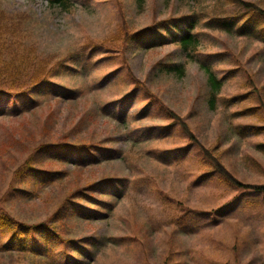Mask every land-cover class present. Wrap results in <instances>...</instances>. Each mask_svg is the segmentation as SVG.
Returning <instances> with one entry per match:
<instances>
[{
  "label": "rangeland",
  "instance_id": "1",
  "mask_svg": "<svg viewBox=\"0 0 264 264\" xmlns=\"http://www.w3.org/2000/svg\"><path fill=\"white\" fill-rule=\"evenodd\" d=\"M244 1L264 7V0ZM235 10L225 0H67L65 7L0 0V25L22 41L20 50L72 67L51 76L67 100L41 97L28 112L0 118L6 211L24 223H47L75 188L112 178L120 180L123 197L105 198L112 210L102 211L103 220L57 218L60 227H71L68 240H98L96 249L84 246L90 254L78 256L80 262L96 254L92 264H264V193L226 182L167 111L182 118L231 176L264 184V128H249L264 127V43L206 26ZM189 19L200 22L192 58L174 43L145 48L149 38ZM154 30L125 42L127 34ZM202 63L226 76L214 110ZM173 66L183 75L168 70ZM60 140L101 143L123 160L84 168L53 189L17 172L27 150ZM42 165L71 175L75 169L47 167V159ZM10 238L0 234V248ZM19 257L0 252V264H43Z\"/></svg>",
  "mask_w": 264,
  "mask_h": 264
},
{
  "label": "trees",
  "instance_id": "2",
  "mask_svg": "<svg viewBox=\"0 0 264 264\" xmlns=\"http://www.w3.org/2000/svg\"><path fill=\"white\" fill-rule=\"evenodd\" d=\"M67 0H50L53 5L65 7ZM226 5L234 6L235 11L223 16L212 18L206 23L207 27L219 30L229 35L251 38L264 43V7L244 0H225ZM198 19H189L186 23L176 24L171 29H163V35L159 38H149L145 42L148 50L164 46L169 43L178 44L187 57L192 58L200 45ZM156 30L144 35L127 34L125 42L134 39H142L155 34ZM21 40L15 36L9 27L0 25V118L17 117L24 111L35 108L41 97H55L67 100V95L56 89L51 76L56 70H72L64 62L53 63L47 59H39L31 52L21 49ZM207 75L210 89V106L214 110L217 98L224 86L223 79L218 78L213 70L202 63ZM171 72L183 75L181 66H173ZM231 73V72H230ZM140 86V82L134 80ZM145 91L146 89L143 88ZM74 98L78 93H72ZM237 97L228 101L235 103ZM13 104L12 107L9 105ZM169 115L177 120L187 138L198 146L199 151L211 162L212 167L226 180L238 189L264 193V184H242L231 176L220 164L216 163L205 146L200 144L188 125L177 114L167 110ZM253 130H261L264 127L251 126ZM242 133L245 135L246 130ZM101 143L73 142L60 140L58 142L40 143L27 150L28 154L20 163L17 172L22 171L24 177L31 176L32 182L37 186L53 189L66 182L73 174L85 170L87 167H96L114 160H123L121 152H113L101 146ZM44 157V160H41ZM124 157V155H123ZM47 159V167L56 165L65 166L71 163L75 169L72 173L65 169H44L42 161ZM125 159V157H124ZM213 160V161H212ZM16 172V173H17ZM102 178L93 183L75 188L70 195L63 198L57 206L56 212L47 218V223L28 224L18 221L0 203V234L9 233L10 242L0 248L3 255H17L22 258L30 257L43 260V264H84L78 260V256H86L90 251L84 248L89 245L96 249L98 240L88 238H69L71 227L59 226L58 220L67 221L71 218L84 220H103L102 211L108 208L112 210V204L105 198L121 199L120 180ZM118 189L116 193L115 189ZM6 195V194H5ZM4 195V196H5ZM3 196V197H4ZM95 207L97 209H95ZM64 209V210H63ZM122 239L121 241H123ZM19 257V258H20ZM86 264L96 261V254Z\"/></svg>",
  "mask_w": 264,
  "mask_h": 264
}]
</instances>
